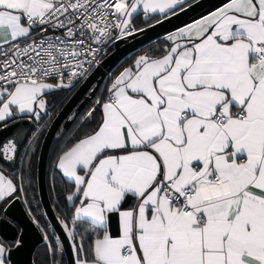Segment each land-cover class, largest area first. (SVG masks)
Here are the masks:
<instances>
[{
  "label": "snow or ice",
  "instance_id": "1",
  "mask_svg": "<svg viewBox=\"0 0 264 264\" xmlns=\"http://www.w3.org/2000/svg\"><path fill=\"white\" fill-rule=\"evenodd\" d=\"M185 4L0 0V126L18 113L39 121L50 90L74 87L105 45L144 31L141 9L168 19ZM167 41L113 78L86 114L99 108L96 127L57 156L73 264H264V0H226ZM17 151L8 141L0 156ZM20 191L0 170V204ZM19 243L0 242V264ZM49 247L61 264L59 238Z\"/></svg>",
  "mask_w": 264,
  "mask_h": 264
},
{
  "label": "water",
  "instance_id": "2",
  "mask_svg": "<svg viewBox=\"0 0 264 264\" xmlns=\"http://www.w3.org/2000/svg\"><path fill=\"white\" fill-rule=\"evenodd\" d=\"M226 0H194L185 6V11L173 16L169 14L168 19L163 17L162 23H152L138 31L132 36L117 40L113 43L112 50L103 57L88 76L74 87L73 92L59 109L40 129L35 130V123L29 118L16 119L7 127L0 126V147L8 141L17 146V154L12 160L0 156V164L7 168L15 169L22 148L27 145L24 161L25 169L28 168L33 156L37 154L36 182L38 194L43 212L52 227L54 233L63 245V253L66 264H73L74 253L67 232L57 218L46 186V162L48 152L53 140L61 139L73 118L94 97L99 87L103 84L107 73H110L126 56L134 52L138 47L208 14L215 10ZM74 112L73 117H69ZM35 133H34V132ZM34 135L31 137V135ZM31 137V139H30ZM30 139V141H28ZM9 155H11L9 153ZM24 195V191L22 192ZM0 237L6 242L19 241V246L11 248L10 260L12 264H33V253L38 244L43 242V234L27 214L20 198L13 199L11 203L5 204L0 216Z\"/></svg>",
  "mask_w": 264,
  "mask_h": 264
},
{
  "label": "trees",
  "instance_id": "3",
  "mask_svg": "<svg viewBox=\"0 0 264 264\" xmlns=\"http://www.w3.org/2000/svg\"><path fill=\"white\" fill-rule=\"evenodd\" d=\"M193 1L194 0H187L185 6ZM161 18L162 16L159 15H151L148 18L142 15H137L133 19V24L137 29H141L156 22ZM167 46H169L168 41L165 39L164 36L149 41L144 45L138 47L134 52H132L128 56H126L110 73L112 75L120 68L130 65L136 58H138L141 55L144 54H148L151 56L162 55ZM111 50L112 47L109 48L108 53ZM73 90H74L73 87L58 88L48 93V95L46 96V100H47V109L50 112V116H49L50 118L53 117L59 111V109L68 99V97L71 95ZM101 96H105L104 83L99 87L94 97L84 106V108L80 112L76 114V116L73 118L71 125L65 132L64 136L59 140H53L48 152L47 162H46V174H45L46 186L53 210L62 225H63L62 221H69L72 204H69L68 201H66V195L70 189V185L67 183L66 178L62 176V174L56 167L57 156L65 148L66 145L71 143L77 137L84 135L86 132H89L96 127L100 119L99 108L97 107L96 112L94 114V118H87L86 114L89 112L90 109L93 108V106L96 103V100ZM73 114L74 112H71L69 117L70 118L73 117ZM25 117L26 116L22 115V118ZM41 119L39 121H36L35 119H31L35 123V130L38 128V126H40ZM15 120H16L15 118L9 119L8 124L12 123ZM37 155L38 153L32 157L28 168L25 169L24 161L26 157V151L23 150V152H21L19 155L17 165L14 169L15 172H17V175L16 173L12 174V169L7 168L2 164L0 165L8 175L12 176L13 179L16 180L17 185L22 189V191L18 192L17 195L21 199L23 206L29 217L35 221L36 225L42 232L43 237L46 238V241H43L36 246L33 253V264H53V255L52 252L50 251L49 246L54 245L56 243L57 236L54 233L52 227L50 226L48 220L46 219V216L43 212L39 199L37 182H36ZM23 191H24V195H22ZM1 212L2 209L0 210V216H1ZM65 231L67 230L65 229ZM83 232H84L83 227L78 229V234L76 237L77 241H79L80 238L79 234ZM1 240L2 242H5L2 238ZM70 242L72 245L71 238H70ZM87 243L88 241L86 240L85 244ZM55 259L60 261L61 264H66V259L64 256L60 257L59 255H57Z\"/></svg>",
  "mask_w": 264,
  "mask_h": 264
},
{
  "label": "built area",
  "instance_id": "4",
  "mask_svg": "<svg viewBox=\"0 0 264 264\" xmlns=\"http://www.w3.org/2000/svg\"><path fill=\"white\" fill-rule=\"evenodd\" d=\"M113 43L114 42H109L107 45H105L104 47H103V49H102V51L100 52V54L98 55V57H97V59H98V63H94L93 65H92V67H91V69H90V71H89V73L92 71V69L96 66V65H98L99 63H100V61L103 59V57L105 56V55H107L108 54V50H109V48H113ZM88 73V74H89ZM88 76V75H87ZM86 76V77H87ZM85 77V78H86ZM84 78V79H85ZM83 79V80H84ZM83 80H81V81H83ZM81 81H79L78 83H76L75 84V86H77ZM112 81H113V77H112V75H111V73H107V75H106V77H105V79H104V84H105V96H107V88L110 86V84L112 83ZM74 86V87H75ZM73 87V88H74ZM68 88H72V87H68Z\"/></svg>",
  "mask_w": 264,
  "mask_h": 264
},
{
  "label": "crops",
  "instance_id": "5",
  "mask_svg": "<svg viewBox=\"0 0 264 264\" xmlns=\"http://www.w3.org/2000/svg\"><path fill=\"white\" fill-rule=\"evenodd\" d=\"M187 1V0H186ZM214 11V10H213ZM212 12V11H211ZM210 13V12H209ZM208 13V14H209ZM137 15H142V16H144L143 15V12H142V9L137 13V14H134V17H133V19L137 16ZM152 15H159V16H162V15H160V14H152ZM207 15V14H206ZM206 15H204V16H206ZM163 17V16H162ZM203 17V16H202ZM201 18V17H200ZM200 18H198V19H200ZM198 19H196V20H198ZM195 21V20H194ZM193 22V21H192ZM192 22H190V23H188V24H191ZM188 24H186V25H188ZM186 25H184V26H186ZM184 26H182V27H184ZM182 27H180V28H182ZM177 30V29H176ZM176 30H174V31H172V32H170V33H174ZM170 33H168V34H166L164 37L166 38V40H167V36L170 34ZM134 62V61H133ZM132 62V63H133ZM131 63V64H132ZM130 64V65H131ZM130 65H127V66H124V67H122V68H120L118 71H116V72H114L113 74H112V77L114 78V77H116L125 67H128V66H130ZM54 90V89H53ZM50 92V91H49ZM48 92V93H49ZM19 115H24V114H17L16 116H19ZM0 170H3L2 169V167H1V165H0ZM5 172V171H4ZM5 174H7L6 172H5ZM8 175V174H7ZM69 204H72L71 202H68ZM4 205L5 204H0V210L1 209H3V207H4ZM74 211V207H73V204H72V208H71V211H70V216H69V220L71 219V215H72V212ZM67 232V231H66ZM70 239V238H69ZM0 242H2V240H1V237H0Z\"/></svg>",
  "mask_w": 264,
  "mask_h": 264
},
{
  "label": "flooded vegetation",
  "instance_id": "6",
  "mask_svg": "<svg viewBox=\"0 0 264 264\" xmlns=\"http://www.w3.org/2000/svg\"><path fill=\"white\" fill-rule=\"evenodd\" d=\"M23 116H26L25 118H28V116L27 115H23ZM41 122H40V126H38V128H37V131H38V129H40L49 119H50V112H49V110L47 109V112L46 113H41ZM15 119H20V118H22V115H19V116H15L14 117ZM35 133V132H34ZM34 133L31 135V137L34 135ZM31 137H30V139H31ZM30 139L28 140V141H30ZM23 150H27V145H25L23 148H22V150H21V152H23ZM37 153H38V151H37ZM16 173V175H17V172H15V170L14 169H12V174H15ZM19 183H20V181H19ZM20 185V184H19ZM35 222V221H34ZM43 240L44 241H46V238L45 237H43ZM5 241V240H4ZM6 242V241H5Z\"/></svg>",
  "mask_w": 264,
  "mask_h": 264
},
{
  "label": "rangeland",
  "instance_id": "7",
  "mask_svg": "<svg viewBox=\"0 0 264 264\" xmlns=\"http://www.w3.org/2000/svg\"><path fill=\"white\" fill-rule=\"evenodd\" d=\"M166 39V38H165ZM50 91H52V90H50Z\"/></svg>",
  "mask_w": 264,
  "mask_h": 264
}]
</instances>
